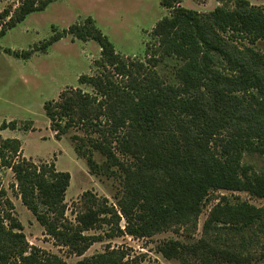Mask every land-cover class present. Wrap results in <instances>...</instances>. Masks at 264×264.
<instances>
[{
  "label": "trees",
  "instance_id": "trees-1",
  "mask_svg": "<svg viewBox=\"0 0 264 264\" xmlns=\"http://www.w3.org/2000/svg\"><path fill=\"white\" fill-rule=\"evenodd\" d=\"M53 1L17 0L12 11L4 9L0 13V38ZM180 3L161 0L171 13L153 28L154 41L146 49V63L126 61L91 19L68 27L67 35L82 42L93 41L100 49V59L94 64L101 73L78 78L80 85L91 87L95 94L66 89L57 101L43 105L56 140L76 125L89 129L108 126L119 152L135 161L136 169H131L111 148L93 144L106 156L109 166L123 172L125 192L118 205L125 220L124 233L132 237L149 236L171 218L199 216L205 200L215 191L245 192L264 198V160L260 168L243 164L245 154L264 158V54L249 47H244L242 53L230 44L246 41L254 46L264 42V7L235 0L232 9L219 6L208 14H199ZM62 37L54 33L36 49L6 52L27 60L36 52H47ZM165 60L177 63L175 84L165 82L154 70ZM9 127L15 130L16 123L3 122L0 131ZM75 140L77 137H72ZM73 150L86 160L91 174L99 169L83 147L75 144ZM20 152L19 140H0V167L12 171L22 205L46 234L86 243L87 247L97 242L98 237L81 233L113 210L90 196V208L76 217L77 227H68L64 215L70 175L56 171L53 164H35L21 157ZM221 199L204 223L205 229L239 233L264 228V208ZM6 204L13 209L10 201ZM113 216L119 220L115 213ZM5 220L9 222L7 227ZM15 230H22L20 223L5 212L4 217L0 216V264H60L56 257H46L34 248L27 253L28 248L4 247L3 238L7 242L24 240ZM161 253L167 259L180 254L199 257L202 264L251 261L206 241L190 247L169 242ZM78 264L125 263L109 254H98Z\"/></svg>",
  "mask_w": 264,
  "mask_h": 264
},
{
  "label": "rangeland",
  "instance_id": "rangeland-1",
  "mask_svg": "<svg viewBox=\"0 0 264 264\" xmlns=\"http://www.w3.org/2000/svg\"><path fill=\"white\" fill-rule=\"evenodd\" d=\"M245 1L250 6L264 7V0ZM16 3L17 0H0V13L6 8L12 11ZM234 5L235 0H181L180 3L181 7L199 14H208L219 6L232 9ZM170 13L161 5V0H54L44 11L28 15L0 38V125L3 122L16 123L15 130L9 127L0 131V140L16 138L20 142L21 157L35 164H53L56 171L70 175L64 215L68 227H77L76 217L90 208L87 202L90 196L99 200L100 205L113 210L109 215L100 216L92 229L81 233L99 238L88 247L86 243L73 242L65 237H51L22 205L12 171L0 167V189L4 192L0 196V216L4 217L5 212H9L22 227L21 231L15 232L24 236V240L12 243L1 239L4 247L15 250L28 248L27 253L34 248L46 257H56L60 264H78L98 254H109L125 264H202L199 257L187 258L184 254L167 259L162 255L161 248L169 242L190 247L206 241L213 247L249 257L250 264H264V228L253 227L239 233L228 229L204 228L210 212L222 197L231 204L247 202L257 208H264V198H255L245 192L215 191L205 200L199 216L171 218L152 230L149 236L132 237L124 233L125 220L118 205L125 192L123 172L109 166L106 156L93 148V144L105 145L125 166L136 169L135 161L119 152L111 129L108 126L89 129L76 125L60 140H56L49 128L43 105L57 101L66 89H79L94 95L95 91L89 86L80 85L78 78L101 73V68L94 64L100 59L97 44L72 38L66 33L68 27L83 25L87 19H91L113 44L115 51L127 58L126 61L146 63V49L154 41L151 32L157 22ZM54 33L63 37L45 53L36 52L24 60L6 52L24 53L36 49ZM230 44L242 53L244 47H249L264 54V42H257L254 46L246 41ZM176 67L175 61L165 60L154 70L165 82L175 84ZM116 80L121 81L119 78ZM72 137H77V140L73 142ZM75 144L90 153L99 166L94 174H91L86 160L74 153ZM263 160L257 154L243 156V164L256 168L263 165ZM6 201L12 204V210ZM92 208L96 210V206ZM4 225L7 227L9 222L5 220ZM82 250L79 255L78 252Z\"/></svg>",
  "mask_w": 264,
  "mask_h": 264
},
{
  "label": "crops",
  "instance_id": "crops-1",
  "mask_svg": "<svg viewBox=\"0 0 264 264\" xmlns=\"http://www.w3.org/2000/svg\"><path fill=\"white\" fill-rule=\"evenodd\" d=\"M53 44H54V43H53ZM53 44H52V45H53ZM52 45H51V46H52ZM4 131H5V130H4ZM1 132H2V131H1ZM8 139H16V138H8ZM1 140H2V139H1ZM17 140H18V139H17Z\"/></svg>",
  "mask_w": 264,
  "mask_h": 264
}]
</instances>
